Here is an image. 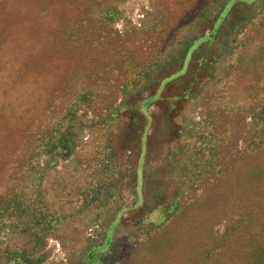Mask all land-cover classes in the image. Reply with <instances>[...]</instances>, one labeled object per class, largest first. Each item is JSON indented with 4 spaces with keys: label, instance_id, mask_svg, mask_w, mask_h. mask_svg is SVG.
Instances as JSON below:
<instances>
[{
    "label": "rangeland",
    "instance_id": "obj_1",
    "mask_svg": "<svg viewBox=\"0 0 264 264\" xmlns=\"http://www.w3.org/2000/svg\"><path fill=\"white\" fill-rule=\"evenodd\" d=\"M0 264H264V0H0Z\"/></svg>",
    "mask_w": 264,
    "mask_h": 264
}]
</instances>
